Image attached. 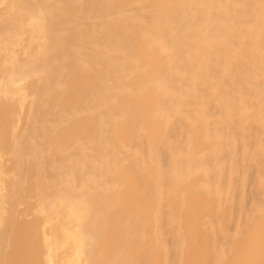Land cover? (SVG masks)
Masks as SVG:
<instances>
[{
  "label": "bare ground",
  "instance_id": "bare-ground-1",
  "mask_svg": "<svg viewBox=\"0 0 264 264\" xmlns=\"http://www.w3.org/2000/svg\"><path fill=\"white\" fill-rule=\"evenodd\" d=\"M0 264H264V0H0Z\"/></svg>",
  "mask_w": 264,
  "mask_h": 264
}]
</instances>
